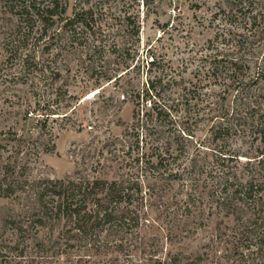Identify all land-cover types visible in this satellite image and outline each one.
<instances>
[{
    "label": "trees",
    "instance_id": "1",
    "mask_svg": "<svg viewBox=\"0 0 264 264\" xmlns=\"http://www.w3.org/2000/svg\"><path fill=\"white\" fill-rule=\"evenodd\" d=\"M175 1L181 16L183 1ZM162 2L0 0V81L27 85L25 109L43 134L49 117H68L72 99L80 100L56 86L58 60L78 52L101 59L105 78H114L133 103L121 145L111 140L84 150V166L73 175L32 180L27 164L17 170V159L2 166L0 196L18 206L0 214V241L9 236L0 242L9 249L0 264H264V0H190L195 9L215 4L208 21L216 32L198 56L195 82L160 70L149 53L153 71L145 81L119 83L122 74L107 52L130 55L140 42L142 14ZM214 84L233 96V106L210 92ZM181 106L205 136L194 140L195 130L179 125ZM31 137H17L26 155L55 148L44 140L30 146ZM175 181L185 188L180 216L205 196L221 215L217 233L194 254H162L146 231L155 221L146 202L158 195L168 203ZM228 219L230 226L221 228ZM158 225L176 234L173 225Z\"/></svg>",
    "mask_w": 264,
    "mask_h": 264
},
{
    "label": "rangeland",
    "instance_id": "2",
    "mask_svg": "<svg viewBox=\"0 0 264 264\" xmlns=\"http://www.w3.org/2000/svg\"><path fill=\"white\" fill-rule=\"evenodd\" d=\"M182 1L181 16H175L178 11L175 0H163L157 11H151L148 15L142 14L140 42L135 43L130 55L117 56L107 52L111 67L116 68L118 74H122L119 83L141 85L153 71L149 70L147 63L151 59L149 53L157 56L160 70L167 69L172 74L177 71V78L183 77L181 83L196 81L198 56L208 51L207 40L216 32V27L211 26L208 21L215 4L211 2L195 9L190 7V0ZM102 63L101 59L81 52L69 56L68 60H58L62 77L56 81V86L66 87L69 94L79 96L80 100L77 102V98L72 99L74 111L68 117L62 114L49 117L48 131L45 134L41 132L35 115L29 116L26 112V97L30 95L27 85L9 80L0 81V169L17 159L14 163L17 170L20 165L27 164L26 173L32 180L63 178L73 175L76 169L84 166L81 163L84 150L92 148L98 151L105 142L111 140L120 141L118 146L121 145L122 134L131 122L133 103L127 95L123 98L118 83L113 81L114 78L109 81L105 78ZM219 88H222L220 84H214L210 92L221 94L220 100L233 106V96H224ZM186 110L181 106L176 111L179 125L195 130L194 140L205 136L207 132L196 127L192 114ZM170 132L171 137L174 136L175 130ZM20 135L26 138L32 136L30 146H38L44 140L54 143L55 148L41 153L43 147L40 146L37 151L26 155L17 139ZM188 144L192 152L194 143L188 141ZM167 190L168 203L158 195L146 202L144 209L149 210V218L155 219L154 223H149L150 229L146 231L149 230L151 237L159 242L162 254L167 251L194 254L217 233L221 215L215 212L210 199L205 196L203 203L193 207L191 214L180 216L182 210H178L179 199L185 197V188L179 181H175ZM17 206L18 203L11 197L0 196V214ZM174 211L177 216L171 219ZM158 224L173 225L176 234L168 235L166 228L161 229ZM225 224L221 228L230 226L229 219ZM8 237L4 234L0 242L8 243L5 240ZM7 251L9 249L0 245V255Z\"/></svg>",
    "mask_w": 264,
    "mask_h": 264
},
{
    "label": "bare ground",
    "instance_id": "3",
    "mask_svg": "<svg viewBox=\"0 0 264 264\" xmlns=\"http://www.w3.org/2000/svg\"><path fill=\"white\" fill-rule=\"evenodd\" d=\"M93 92V91H92Z\"/></svg>",
    "mask_w": 264,
    "mask_h": 264
}]
</instances>
